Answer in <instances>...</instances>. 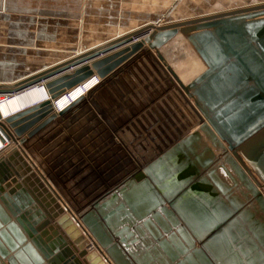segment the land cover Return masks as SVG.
<instances>
[{"label":"water","instance_id":"obj_1","mask_svg":"<svg viewBox=\"0 0 264 264\" xmlns=\"http://www.w3.org/2000/svg\"><path fill=\"white\" fill-rule=\"evenodd\" d=\"M177 1L92 46L82 32L71 55L14 79L0 71V94L49 95L0 126L114 264H264V0L179 16ZM8 12L0 2V44ZM178 34L206 64L188 84L161 51ZM88 244L20 153L0 158V264H107Z\"/></svg>","mask_w":264,"mask_h":264},{"label":"crops","instance_id":"obj_2","mask_svg":"<svg viewBox=\"0 0 264 264\" xmlns=\"http://www.w3.org/2000/svg\"><path fill=\"white\" fill-rule=\"evenodd\" d=\"M87 1H90V4ZM135 1L0 0L1 7L6 6L9 9L8 13L12 17L10 21L17 24L14 27L8 25L3 28L0 44L3 48L1 51L3 56L0 66L1 75L4 79H14L22 73L62 59L63 53H71L70 49L80 45L82 32H86L84 41L82 40L84 45L92 46L110 34L119 33L121 20L131 21L132 17L139 16L141 18L137 22L140 23L146 17L155 18L163 15L171 7L166 3L167 0H148L147 3L144 2L140 5ZM179 1H177V6ZM225 1H233L232 6H234L259 0ZM214 6L215 9L220 8L215 2ZM132 23L130 22L131 26L129 27H132ZM93 32L96 33V36L90 37L89 34ZM56 52L59 53L58 58ZM29 64H32L31 70L26 68ZM95 78L96 80L92 84L98 81L97 77L93 79ZM89 87L91 84L87 88L79 90L61 106L56 107L57 112L79 95L86 93L85 89L87 90ZM24 92L30 94L26 95L25 104L20 102L21 109H13L9 112L10 115L17 114L42 101L38 87H33ZM2 115L5 118L3 113Z\"/></svg>","mask_w":264,"mask_h":264},{"label":"rangeland","instance_id":"obj_3","mask_svg":"<svg viewBox=\"0 0 264 264\" xmlns=\"http://www.w3.org/2000/svg\"><path fill=\"white\" fill-rule=\"evenodd\" d=\"M148 0H136L139 5L142 3H147ZM180 3L178 6L175 8V13L176 15H183V14H192L195 12H201L203 10H211L215 9L214 7V2L219 6L220 8H226L230 7L234 4L233 1H225V0H180ZM168 5H170L171 0H167ZM141 9V8H139ZM143 9V7H142ZM133 19L131 22H133V25H136L139 23L137 20L141 17H132ZM86 35V32H85ZM90 37H95L96 33L89 34ZM79 43V41H78ZM75 48V46L73 47ZM72 48V49H73ZM70 49L71 53H63L64 57L69 56L73 53V50ZM163 55L169 62V65L172 67V69L177 73L179 78L183 81V83L188 84L190 81H192L198 74H200L202 71L206 69V64L200 57V55L197 53L193 45L187 40L185 36L182 34H178L172 41H170L168 44H166L162 49H161ZM82 50L81 48H77L75 53H81ZM37 53V51H35ZM59 56V53L56 52V57ZM62 57V58H64ZM58 58V57H57ZM60 60V59H59ZM26 68H32V64L27 65ZM31 70V69H30ZM85 91H87L85 89ZM28 95L29 92H27ZM168 92H165L159 100L164 96L167 95ZM155 100V102L158 101ZM40 103V102H39ZM33 105V103H32ZM153 104H150L149 106H146L142 111H140L137 115H135L132 119L129 120L128 123L132 122L135 119H138V116L143 114V112L148 111L149 107H151ZM18 108L21 109V107L18 106ZM14 115V114H13ZM12 115L8 114L6 117H10ZM127 125V123L125 124ZM121 129V128H119ZM113 135L115 139L120 142L119 138L116 135V132H113ZM2 144V141H0ZM0 144V147H1ZM25 146V144H24ZM26 147V146H25ZM28 150L29 148L26 147ZM30 152V150H29ZM31 153V152H30ZM32 154V153H31Z\"/></svg>","mask_w":264,"mask_h":264},{"label":"built area","instance_id":"obj_4","mask_svg":"<svg viewBox=\"0 0 264 264\" xmlns=\"http://www.w3.org/2000/svg\"><path fill=\"white\" fill-rule=\"evenodd\" d=\"M7 95H11V94H7ZM2 96L3 94H0V103L2 102V99L5 98ZM6 119H3V116H2L1 121L4 122ZM0 136H1V140L3 141L2 146L0 147V150L2 149L3 152H6L4 156L14 153V152L20 153L24 161L31 168V171L35 174L36 178L43 185V187L47 190L50 196L56 202L60 204V206L64 209V211L70 215V217L73 219L75 224L79 227V229L81 230V232L83 233V235L89 242L88 247H87L88 250L97 251L103 257V259L106 261L107 264H114L113 261L108 256V254L103 249V247L96 240L94 235L89 231V229L82 222L79 212L71 206L68 200L64 197L61 191L57 188V186L51 180L49 174L45 172V170L39 164V162L33 157V155L29 152V150L24 146V143L20 142V138L14 133V131L7 125L0 126ZM13 145L15 147H13Z\"/></svg>","mask_w":264,"mask_h":264},{"label":"bare ground","instance_id":"obj_5","mask_svg":"<svg viewBox=\"0 0 264 264\" xmlns=\"http://www.w3.org/2000/svg\"><path fill=\"white\" fill-rule=\"evenodd\" d=\"M96 80V78L95 79H93V76H91V77H89V78H87V79H85L84 81H82L81 83H79V84H77L76 86H74L72 89H70L65 95H62L60 98H59V100H58V102H57V104H56V107H59V106H61L66 100H68L70 97H72L74 94H76L79 90H81V89H83V88H87L88 86H90V84H91V87H95L96 85H97V83H98V81L96 82V83H94V84H92L94 81ZM33 87H38V89H39V91H40V93H41V96H42V101H44V100H46V99H48L49 97V95H48V91H47V89H46V87L44 86V84H38V85H35V86H32V87H29V88H26V89H24V90H22V91H19V92H16V93H13V94H11V95H7V94H3V96L2 97H8V98H5V99H2V102L0 103V110L2 111V113L5 115V118L3 117V119H6V116L9 114V112H11V111H13V109H18V106L19 107H21V103L20 102H23L24 104H25V99H27V96L26 95H28L26 92H24V91H26V90H29V89H31V88H33ZM91 87H89L88 89H90ZM87 89V90H88ZM87 93V92H86ZM85 93V94H86ZM84 94V95H85ZM81 95H83V94H81ZM10 96H12L11 98H9ZM80 96V95H79ZM78 96V97H79ZM78 97L76 98V99H78ZM76 99H74L73 101H75ZM41 101V102H42ZM73 101H71L70 103H72ZM69 103V104H70ZM68 104V105H69ZM67 105V106H68ZM66 106V107H67ZM65 108V107H64ZM63 108V109H64ZM62 110V109H61ZM60 110V111H61ZM0 111V112H1ZM57 111V110H56ZM2 113H1V115H2ZM3 116V115H2ZM0 139H1V136H0ZM2 141V140H1ZM3 142V141H2ZM1 144V143H0ZM1 146H2V144H1ZM10 146V145H9ZM8 146V147H9ZM12 146V145H11ZM13 147H15L14 145H13ZM5 153L6 152H3V150L1 149L0 150V158H2L4 155H5ZM72 206V205H71Z\"/></svg>","mask_w":264,"mask_h":264}]
</instances>
